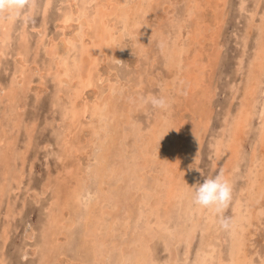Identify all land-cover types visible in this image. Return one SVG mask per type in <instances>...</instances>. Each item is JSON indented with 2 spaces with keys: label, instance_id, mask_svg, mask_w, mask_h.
I'll return each mask as SVG.
<instances>
[{
  "label": "bare ground",
  "instance_id": "6f19581e",
  "mask_svg": "<svg viewBox=\"0 0 264 264\" xmlns=\"http://www.w3.org/2000/svg\"><path fill=\"white\" fill-rule=\"evenodd\" d=\"M261 2H254L245 29V48L238 59L239 68L245 67L247 37L255 29L240 104L233 107V99L227 103L219 130L210 140L212 167L223 170L233 188L231 231L220 229L213 212L198 210L191 203L199 152L213 119L215 90L208 65L220 51L215 40L208 47L210 52L198 46L202 44L203 26L208 23L203 13L210 6L213 25L220 27L221 13L217 9L225 7L226 1L76 0V11L63 12L64 28L73 19L77 24L70 35L46 44L49 61L38 69L55 77V102L67 97L61 101L65 125L59 134L63 150L58 155L64 167L50 174L45 189L35 192L37 198L49 193L43 240L38 249L31 251L33 255L39 253L41 264H53L59 252L66 256L62 241L72 238L81 226L79 254L85 256L66 258L72 264H107L112 258L114 264H264V233L258 236L262 235L259 243L251 242L256 230L264 227V107L258 112L259 126L253 130L251 127L255 97L264 78V6L256 20ZM181 3L184 20L175 14V4ZM152 12L158 14L157 27L151 25ZM7 15L13 16L0 15L4 32L10 26ZM166 20L175 29L170 31ZM126 36L140 38L136 40L137 60L126 77L128 82L118 74L116 80L104 78L100 64L106 62L109 70L115 68ZM42 41L40 37L37 43ZM20 47L22 68L15 77L19 76L22 84L28 61ZM6 48L7 45L0 47V55ZM155 48L160 56L154 53ZM158 66L167 72L161 80L154 75ZM101 79L107 82L101 84ZM156 81H160V90L154 93L150 89ZM11 83L0 91V101L11 106L7 114L14 116L10 121L17 119L18 126L15 111L21 109L20 85ZM89 87L93 90L90 97ZM238 91L233 90V95ZM149 95L165 97L170 106L160 110L142 104L140 98ZM187 111L191 112L189 117L185 115ZM83 126L90 127L87 135L80 134ZM27 130L31 137L32 130ZM250 131H254L252 149L246 156L244 142ZM0 143L1 211L8 190L21 183L23 170L7 155L12 142L5 128L0 129ZM238 174L244 181L235 188ZM9 204L10 200L7 207L11 216ZM7 222L1 233L4 244L11 230L9 218ZM155 239L168 250L162 260L156 255ZM181 244L185 249L179 261L175 247Z\"/></svg>",
  "mask_w": 264,
  "mask_h": 264
},
{
  "label": "rangeland",
  "instance_id": "374dc122",
  "mask_svg": "<svg viewBox=\"0 0 264 264\" xmlns=\"http://www.w3.org/2000/svg\"><path fill=\"white\" fill-rule=\"evenodd\" d=\"M225 1V7L221 5L222 7H218L217 9L218 12L221 13L219 19L220 27L217 28L213 25L214 22L212 20V15H210L212 14L210 6H208L203 13V16L208 23L203 26L204 35H201V37H203L202 44H197L202 51L206 50V52H210L208 47L211 46L212 41L215 40L220 51L217 54L218 58L215 61H211L208 65V68L211 66L212 69L209 71V75L211 72V87L215 90L211 103L213 107V119L208 132L204 134L205 137L199 152L196 170V187L199 184H202L205 179L213 178L219 173V169L217 167L213 168L211 164L210 140L212 135L219 130L227 103L233 99V107L237 108L240 104L241 90L247 78V64H249L248 61L255 44V35L253 34H255L256 31L253 29V34L247 37V53L243 58L246 65L244 64L245 67L243 66L242 68H239L238 59L245 48L244 36L247 27V20L254 6L255 0ZM45 2L46 0H32V5L36 7L34 10L31 6L24 9L19 16L13 14L11 18V16L7 15V18H11V20L8 21V24L10 23L8 32L3 31L0 16V47L3 48L4 45H7V48L4 49V54L1 53L2 55H0V91L11 85L12 81H15V83L18 81V86L20 85V87H18L20 97L19 107L21 106V109L19 108L18 111H15L17 113L16 115H18L17 118L19 117L18 119L20 121V124L15 126V123L18 122L17 119L16 122H12L10 121V116L13 115L7 114V111L11 109L9 108L11 106L8 102L0 101V129L3 130V128H5L6 135L12 142L11 145H8V157L13 162L20 164L19 169L23 170L21 183L19 186L15 184V189L8 190V193L4 198L6 200L0 211V261H2L3 264H41L39 253H34L33 255L31 251L35 247L38 249V245H40L43 240L42 234L45 228V219L47 215L46 200L47 198L49 199V193L47 191L45 192V198H37L35 192L45 189L44 183L47 182L50 174L52 172L54 173L55 170L64 167L58 162V155L59 152L63 150L62 145H60L59 134L65 125V120L62 118L63 109L61 101L67 97L63 96L61 97L62 100L55 102L58 93L56 90L58 87L55 77L49 72H45L44 70L38 71V69L39 67L45 66L47 61H49L48 55H46V44L51 39H56L59 42L60 37H63L64 34L70 35L71 31H73L72 29L76 26L77 20L73 19L69 21L68 27L64 28L61 17L63 12L68 9L76 11L77 4L76 0H50V4L48 5H46ZM243 2L245 4L242 7ZM183 6V3L179 5L175 4L176 11H178L175 12V14H177L182 20L185 19V9ZM259 6V13H257L256 20L260 16V12L264 6V0H262ZM159 10V13H161V9ZM153 13L154 12H152L151 25L157 27L158 14L156 13V15H154ZM164 23L167 24L170 31L175 29V27L171 26L169 20H166ZM182 30L185 33L187 29L184 27ZM218 31L219 33H217ZM40 37H42L44 42L42 41L38 44L37 41ZM136 40H140V38L126 36V38L123 39V42H125V44L123 43L124 51L120 58L114 62L115 68L113 70H109L106 62L100 64V70L104 78L108 76L109 79L116 80V75L118 74L122 81L128 82L126 77L134 68L133 66L137 60L135 50L138 49L139 44ZM20 45L23 46L24 56L28 61L24 67L27 70L25 71L26 79L22 84L19 83L20 77H15L16 72L20 73L22 68L20 62L21 57L18 53L21 50ZM156 46L157 43L154 47ZM155 52L157 55H161L158 48L154 49V53ZM158 67H156L158 70L154 75L158 76V80H161L163 77H166L167 72L164 67ZM153 73H155V71ZM101 80V84L107 82V80ZM159 86L160 81H156L155 86L150 90L155 93L157 90H160ZM258 87V96L256 95L255 97L253 108L255 115L252 120V130L259 126L260 115L258 112L264 107V78L263 83ZM236 89H239V91L233 95V90ZM88 91L86 90V93L88 92L87 95L90 97L93 94V90L89 87ZM190 114V111L185 112L186 117H189ZM89 128V126H83L80 134L87 135ZM27 129L32 130L30 134L31 137L28 136ZM253 132L254 131L249 132L246 141L244 142L246 156H249L251 152L250 150L252 149ZM18 154L23 155L22 159L19 158ZM239 174L237 180L234 181L235 188L240 187L241 183L244 181ZM110 183L111 181H109V184ZM9 200L11 216L8 215L7 206ZM232 214L233 204L231 202L228 209L225 210L224 215L232 217ZM8 218L11 230L7 242L4 244L3 242L1 243L2 226L8 223ZM261 220H264V218H261ZM82 230V226L78 227L72 238L62 241L64 248L67 250V255L61 256L60 252L57 253L53 259V264H72L69 259L66 258L74 260L77 259L78 256L80 259L84 258L85 255L79 254L81 251V249H79V243ZM263 233L264 227L262 229L258 228L255 232L254 240L251 242L259 243V238H262ZM260 234L262 235L258 238ZM155 241L157 242L156 255L158 258L160 256L162 260V258L167 256L168 250H165L159 239H155ZM196 245L197 243L194 242L193 250L196 249ZM175 249H177L180 261L183 257L185 245H177ZM262 250L263 248H261V251ZM88 255L89 258H91L90 253H88ZM37 259L39 260L38 262ZM91 261L92 260H89V262ZM114 261L115 258H112L111 262L109 261L107 264H114Z\"/></svg>",
  "mask_w": 264,
  "mask_h": 264
},
{
  "label": "clouds",
  "instance_id": "9594fccd",
  "mask_svg": "<svg viewBox=\"0 0 264 264\" xmlns=\"http://www.w3.org/2000/svg\"><path fill=\"white\" fill-rule=\"evenodd\" d=\"M32 6V0H0V15L5 13L19 16L21 12ZM142 104H150L154 109L167 110L170 106L163 96L149 95L140 98ZM232 184L225 177L223 170L213 178L205 179L194 188L191 203L196 209H207L218 217L220 229L231 231L234 223L231 217L224 215L232 201Z\"/></svg>",
  "mask_w": 264,
  "mask_h": 264
}]
</instances>
